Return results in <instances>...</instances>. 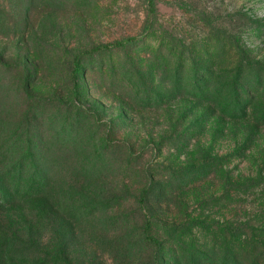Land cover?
<instances>
[{
  "label": "rangeland",
  "instance_id": "374dc122",
  "mask_svg": "<svg viewBox=\"0 0 264 264\" xmlns=\"http://www.w3.org/2000/svg\"><path fill=\"white\" fill-rule=\"evenodd\" d=\"M147 10L0 0V264H243L223 229L264 227V0Z\"/></svg>",
  "mask_w": 264,
  "mask_h": 264
},
{
  "label": "trees",
  "instance_id": "16d2710c",
  "mask_svg": "<svg viewBox=\"0 0 264 264\" xmlns=\"http://www.w3.org/2000/svg\"><path fill=\"white\" fill-rule=\"evenodd\" d=\"M144 4L147 5V16H146V21L148 24L152 23V11L154 8V0H140ZM135 41L134 37H129L123 41H118L115 43L103 45V46H97L93 48L91 51H98V50H103L107 48H112V47H118L125 45L127 43H131ZM78 65L77 63H74V74L78 72ZM250 106V105H248ZM248 106L247 108L243 109V115L242 117H246L247 111H248ZM256 108L253 109V111ZM259 113L262 112V110L259 109ZM261 126H264L262 124ZM257 128L256 126H254ZM259 131V129L257 130ZM146 193V190H143L140 194V207L142 208V202L144 195ZM149 228H150V222L146 221L145 225L143 227V235L144 237L152 242L154 245H157V241L152 238L149 235ZM224 233L226 235H239V240L236 244L235 250L240 254V257L238 259L232 258L233 255V250H227L225 251V258L232 259L235 262L239 263H247V264H264V227H262L259 223L253 222L252 220H246L244 222H240L236 227L232 226H226L224 227Z\"/></svg>",
  "mask_w": 264,
  "mask_h": 264
}]
</instances>
